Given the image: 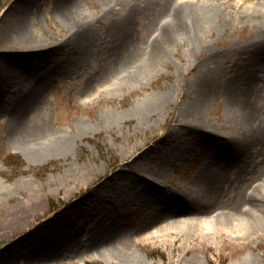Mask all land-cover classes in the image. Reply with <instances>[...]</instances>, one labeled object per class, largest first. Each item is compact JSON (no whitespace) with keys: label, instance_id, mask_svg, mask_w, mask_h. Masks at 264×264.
<instances>
[{"label":"rangeland","instance_id":"rangeland-1","mask_svg":"<svg viewBox=\"0 0 264 264\" xmlns=\"http://www.w3.org/2000/svg\"><path fill=\"white\" fill-rule=\"evenodd\" d=\"M11 1L13 0H0V23ZM171 1L173 0H121L118 5L107 6L101 0H75L77 9L82 14L81 17L91 24L101 38L92 40L93 56L91 55L88 61L76 59L78 64L72 62L74 73L69 72V61L73 60V48L71 45H63L64 41H62L68 30L56 11L61 0H32L31 3H27L25 8L28 16L27 30L37 44L50 43L52 52L49 48L24 52L23 60L27 65L21 73V80L11 86H6V83V87L0 92V221L3 213L18 205L17 201L26 199L24 191L26 187H38L45 194H42V208L35 216L30 213L29 219H26L22 225L18 226L15 222L11 227H3L0 222V264H6L13 248L18 246L17 243L14 246L11 244L27 231L24 230L26 227L44 213L47 215L64 201L65 185H61L60 191L55 194L53 184L72 165L81 169L90 168L89 170L93 171L92 180L100 178L106 173L113 172L116 169L115 164L134 147L155 142L161 145L163 144L161 139L167 136L169 140L166 139L164 142V144L169 143L166 153L173 158L162 156L163 152L156 153V157H153L152 153L151 157L143 158L141 162L143 165H148L152 158L154 162L160 158L168 164L177 163V171L167 167L171 181L166 182V187L170 193L179 190V183L172 178L179 179L184 174H186L185 178L187 175L191 176L200 169L199 163L203 158L205 163L209 160L216 167L223 159L220 167H227L230 164L229 169L233 175L235 174L237 167H232V163L240 153L235 148L236 140L229 139L224 143L223 134L236 133L231 122L236 106L229 100L225 103L222 97L210 102L204 115L207 123L215 126L213 129L217 133L205 137L206 133L201 132L200 137H195L197 131L187 124L190 123L191 117L189 105L195 98L190 86L195 69L199 68L198 65L226 63L228 69L233 67L240 78L244 79L246 84H250L248 97L255 105L261 107L264 113V50L256 48L264 45V27H260L254 18H243L240 14L241 11H247L244 13L246 14L255 8L261 12L264 10V0H217L222 4L223 13L234 16L226 19L225 25L217 21V16H213L214 29L210 30L211 27L203 25L197 34L198 38L183 37L177 39L174 47L162 49L166 55L164 63L149 71L139 81H131L119 72L100 77L94 69L98 65L99 52L109 55L106 43L101 42L105 41L106 30L108 37L112 34L107 24L108 17L125 16L136 6L133 20L136 38L132 40L136 41V44L126 49L125 54L126 60L139 61L143 51L140 44H146L154 36H158L159 28L166 19V15L162 12L165 7L168 8ZM202 1L205 4L208 0ZM58 56L65 62H55ZM36 75L42 76L39 87L44 92V97H41L42 104L29 109L25 123L18 130H12L7 113L18 106L30 93L31 88L37 83ZM80 90H84L86 94H82ZM159 94L167 95L171 101L166 106V110H160L150 117L152 122L150 125L142 126L135 116H130L132 107L137 103L150 95ZM116 112L124 115L116 120L114 126L107 127L105 120L99 119L100 115ZM73 126L88 128L77 136L70 135V138H73L70 140V152L66 155L35 159L29 154L31 147L27 149L25 147L37 136L51 135L60 131L68 133ZM209 137L212 139L219 137L220 144L215 140H211V144L213 147L217 145L226 147V151L233 144L231 157L227 158L226 151L224 157L220 156V152L210 153L209 150L212 148L209 146ZM189 138H194V141L188 149L183 148ZM179 149L184 151L183 155H177ZM254 150H257L256 147L250 145L246 151L249 158L245 154H240V157L258 162L255 165L256 169L264 171V159L262 160V155L258 151L252 155L251 151ZM256 173L257 171L252 177L242 181V192L249 191L247 186L256 175L258 176ZM83 185L87 184L82 182L81 186ZM237 185L239 186L238 181ZM81 186L74 188L81 189ZM196 187L188 186L186 189L192 191ZM92 188L93 185L88 190L91 191ZM125 193L130 207L119 214H123L120 217L122 226L128 227L135 225L142 213L149 212V205L157 201L158 195L156 190L148 188L147 191L141 192V189L136 187L128 189ZM94 200L96 196L90 194L85 206L88 209L95 206ZM115 206L111 201H107L98 209H92L96 213L86 217L84 219L86 222L79 229L80 233L79 231L76 233L77 246H80L81 242L86 243L94 230L101 225L102 215L98 212H105L110 218ZM154 207L159 205L156 204ZM117 208L120 210L119 203ZM194 224L197 228L200 226L211 228L213 234L205 238L182 234L181 232L185 230L178 234L175 232L176 229L180 230L179 227L177 228L178 225L172 224L169 230L173 231V234L170 236L163 235L158 239L147 240L145 238L141 242L138 240L131 242L129 237L125 236L120 240L116 239V248L139 254L142 262L138 264H160L167 258H171L172 264H192L189 261L194 256L199 258L197 264H264V234L255 235L253 238L236 239L222 235L221 225L210 219L204 223ZM223 236H226V239ZM82 256L74 259L64 258L65 264H82V258L88 259L87 264H103L102 259L94 260L96 257L91 250L83 253ZM14 264L26 263L21 259Z\"/></svg>","mask_w":264,"mask_h":264},{"label":"bare ground","instance_id":"bare-ground-1","mask_svg":"<svg viewBox=\"0 0 264 264\" xmlns=\"http://www.w3.org/2000/svg\"><path fill=\"white\" fill-rule=\"evenodd\" d=\"M31 2L32 0H13L4 12L5 17L4 14L1 17L0 92L6 86L14 85L21 80V73L27 65L23 60L24 52L41 48H49V51L52 52L50 43L37 44L27 30L28 16H26L25 8L27 3ZM101 2L107 6H114L120 4L121 0H101ZM221 8L222 4H219L217 0H208L205 4L202 0L171 1L168 8L165 7L162 12L166 15V19L159 28L158 36H154L146 44H140L143 51L139 61L126 60L127 55L125 54L126 49H130L136 44V41H132L135 37L133 20L136 6L131 8L125 16L108 17L107 24L111 28L112 34L108 37L109 34L106 30L105 41L101 42L106 43L109 55L99 52L98 65L94 69L100 77L119 72L131 81H139L149 71L164 63L166 55L162 49L174 47L177 39L195 36L198 38L197 34L203 25L211 27L210 30L214 29L213 16H217V21L225 25V20L234 15L223 13ZM257 10L255 8L246 14L244 13L247 11H241L240 14L243 18H254L260 27H264V10L261 12ZM56 11L68 30V34L63 37L62 41H64L63 45H71L73 48V60L69 61V72L74 73L72 70L74 63L72 62L75 61V64H78L76 59L88 61L92 55L91 46L94 43L92 40H99L101 36L99 33L96 34L91 24L81 17L82 14L78 11L75 0H61ZM256 48L263 51L264 45L256 46ZM55 62L64 63L65 60L59 57ZM198 66L199 68L195 69L192 76L190 86L195 98L190 102L191 117L189 118L190 123L187 122L194 131H197L195 137H200L201 132L206 133L205 137L217 133L213 129L215 126L207 123L204 111L210 102L217 101L222 97L225 103L229 100L236 106L235 114L231 119L236 133L235 135L224 133V143L229 139L236 140L235 148L238 153L245 154L247 158H249L246 152L248 147L254 145L257 150L251 151L252 155L258 151L263 160L264 113L262 108L255 105L248 97L250 84L247 83V86L246 81L240 78L237 71L233 67L228 69L226 63L217 62L210 66L207 64ZM40 78L42 76L36 75L37 83L31 88L30 93L23 98L19 107L16 106L7 113L12 130H18L25 123L29 109L42 104L41 97H44V92L39 89ZM80 92L86 94L84 90H80ZM170 101V97L164 94L150 95L132 107L130 116H135L140 125L148 126L152 123L150 117L160 110H166ZM123 115V113L116 112L110 115H100L99 119H104L105 126L111 127ZM87 128L73 126L68 133L60 131L51 135L37 136L25 147L26 149L31 147L29 154L35 159L66 155L70 152V140L73 138H70V135L77 136ZM218 138L209 137V146L212 148L209 151L210 153L215 152L214 154L220 152V156L224 157L226 147L222 148L221 145L213 147L211 144V140L220 144ZM166 139L169 140L167 136L161 139L163 143L161 145L155 142L134 147L115 164L116 169L113 172L106 173L100 178L92 180L93 171L89 170L90 168L81 169L73 165L68 167L61 178L53 184L55 194H58L61 185H65L64 201L60 202L59 206L53 207L54 209L47 215L44 213L34 220L33 225L24 229L27 231L11 244L14 246L17 243L18 246L13 248L11 256L5 263L14 264L23 259L26 264H65L64 258L83 257V253L91 250L96 257L94 260L102 259L103 264H138L142 262L141 256L117 249L116 239L120 240L121 237L127 236L131 242L134 240L141 242L145 238L147 240L148 238L158 239L163 235L170 236L173 234V231L169 230L172 224L178 225L177 228L179 227L180 230L176 229L175 231L178 234L185 230L181 233L205 238L213 234L212 229L206 226L197 228L194 223H204L209 219L221 225L222 235L231 238H253L255 235L262 236L264 234V171L256 169L255 165L258 162L243 159L238 154L239 157L232 163V167H237L233 175L229 169L230 164L227 167H220L223 159L217 163L216 167L209 160L205 163L203 158L199 163L200 169H197L191 176L187 175L185 178L186 174H184L179 179L172 178L179 183V190L170 193L166 187V182L171 181L167 167L177 171V163L168 164L160 158L156 162L152 158L148 165H143L141 162V159L151 157L152 153L153 157H156V153L161 152H163L162 156L170 157L171 155L166 153L169 146L168 142L164 144ZM193 141L194 138H189L183 148L188 149ZM232 149L233 144L226 151L227 158L231 157ZM181 150L177 151V155H183L184 151ZM255 170L258 176L256 175V178L250 181L251 184L247 186L249 191L242 192V181L252 177ZM223 173L226 176L221 177L220 174ZM82 182L87 185L82 187ZM91 185L93 188L90 191L88 189ZM74 186H81V189L74 188ZM188 186L197 187L188 191L186 189ZM135 187L141 189V192L147 191L148 188L156 190L158 198L157 201L149 205V212L139 216L135 225L124 227L120 222V217L123 214L119 213L130 207H128L129 202L126 200L125 192ZM24 191L26 199L22 198L21 202L17 201L16 207L10 208L2 214L0 222L3 227H11L15 222L18 226L22 225L26 219H29L30 213L35 216L36 212L42 208L41 199L45 192H41L42 190L35 186L26 187ZM90 194L96 196V200H94L96 204L88 209L85 203L90 198ZM107 201L116 205L114 212L110 218L105 212H98L102 215L101 225L94 230L88 239V244V241L81 242V245L77 246L78 234L76 233L77 231L80 233L79 229L86 222L84 219L96 213L92 209H98ZM117 203L120 205V210L117 208ZM156 204L159 207H154ZM19 205L20 207H18ZM223 237L226 239V236ZM82 261V264H87L88 259L82 258ZM198 261L199 258L194 256L189 262L197 264ZM160 264H172V260L167 258Z\"/></svg>","mask_w":264,"mask_h":264},{"label":"trees","instance_id":"trees-1","mask_svg":"<svg viewBox=\"0 0 264 264\" xmlns=\"http://www.w3.org/2000/svg\"><path fill=\"white\" fill-rule=\"evenodd\" d=\"M12 157V156H11Z\"/></svg>","mask_w":264,"mask_h":264}]
</instances>
